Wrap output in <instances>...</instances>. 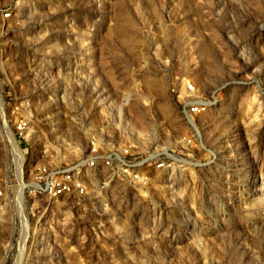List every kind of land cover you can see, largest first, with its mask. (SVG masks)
<instances>
[{"label":"rangeland","instance_id":"obj_1","mask_svg":"<svg viewBox=\"0 0 264 264\" xmlns=\"http://www.w3.org/2000/svg\"><path fill=\"white\" fill-rule=\"evenodd\" d=\"M91 143L177 162L30 194ZM0 193V264H264V0H0Z\"/></svg>","mask_w":264,"mask_h":264},{"label":"built area","instance_id":"obj_2","mask_svg":"<svg viewBox=\"0 0 264 264\" xmlns=\"http://www.w3.org/2000/svg\"><path fill=\"white\" fill-rule=\"evenodd\" d=\"M9 16L8 13L4 14V18ZM207 107L206 104H194L183 113L189 119L204 112ZM25 127L23 122L18 123L17 130L20 132H16V135L19 138H25ZM128 157V151L106 152L91 143L87 156L72 164L38 167L27 188L30 194L47 201L65 200L75 204L99 202L107 185L119 179L140 185L147 180L141 170L153 167L155 170L170 171L176 161L174 157L164 161L156 160V157L138 161L129 160Z\"/></svg>","mask_w":264,"mask_h":264}]
</instances>
